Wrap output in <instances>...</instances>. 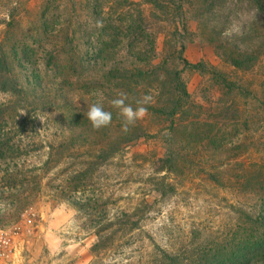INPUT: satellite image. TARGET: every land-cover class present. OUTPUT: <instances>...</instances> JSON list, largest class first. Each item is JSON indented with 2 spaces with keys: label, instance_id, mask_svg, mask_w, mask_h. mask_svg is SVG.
I'll list each match as a JSON object with an SVG mask.
<instances>
[{
  "label": "rangeland",
  "instance_id": "rangeland-1",
  "mask_svg": "<svg viewBox=\"0 0 264 264\" xmlns=\"http://www.w3.org/2000/svg\"><path fill=\"white\" fill-rule=\"evenodd\" d=\"M183 3L187 33L176 11ZM100 17L103 28L95 26ZM230 27L239 33L223 35ZM2 39L27 48L33 61L43 57L48 84L62 74L68 83L58 86L73 89L65 100L40 105L0 89V103L10 105L18 121L29 119L26 130L13 120L3 126L22 144L15 154H0V171L29 170L45 180L20 208L14 200L21 193L0 194V224L16 221L28 207L40 215L20 264H157L169 245L202 248L234 236L229 231L237 217L264 184V12L254 0H0ZM63 43L65 57L74 58L72 71L63 63L54 68ZM182 55L194 66H185ZM178 70L191 99L171 116L162 106L178 100L171 74ZM17 73L36 80L33 64H18ZM121 92L130 93L132 106L153 96L135 124L147 132L103 152L106 127L94 129L85 114ZM75 115L79 126L71 127ZM63 135L74 136L67 152L55 142ZM74 171L88 176L74 180L73 198L48 186V177L58 183ZM165 180L179 192L162 197L158 187ZM163 221L169 223L164 230ZM109 223L110 246L97 258L96 233Z\"/></svg>",
  "mask_w": 264,
  "mask_h": 264
},
{
  "label": "trees",
  "instance_id": "trees-1",
  "mask_svg": "<svg viewBox=\"0 0 264 264\" xmlns=\"http://www.w3.org/2000/svg\"><path fill=\"white\" fill-rule=\"evenodd\" d=\"M182 1L187 2V0ZM254 1L258 8L264 12V0ZM176 11L180 12L179 20L182 21L185 33H187L189 31L187 30V23L185 21L187 18V9L185 8L184 3L180 6V9H177ZM142 29L143 26L140 25L139 30ZM177 34L178 33L176 31V38H178ZM6 42L7 41L3 39L0 41L1 91L6 94H11L16 98L25 99L32 105L49 104L50 102L69 98V94L73 91V89L68 87L67 90H63V86H58L59 83L62 82L68 83L67 81H63L65 78L62 77V74L56 78L57 81L55 83L48 84L47 81H45L49 79V76L44 71L47 69V65L42 61L43 57L33 61L31 56H29L27 48H23L22 51H19V48L22 47H18V42H16L15 46L6 44ZM181 44V51H183L186 46L183 38ZM61 48L62 49L54 55L56 57L54 68L57 67V64L60 66L63 63L70 71H72L74 58L65 57L67 52L65 51L64 43L61 45ZM182 58L185 61V66H194V64H192L188 59H185L184 56ZM25 63H28V65L33 64L36 67V75L34 76L36 79L35 81H31L30 78L22 79L18 75V64L23 66ZM171 74L174 75V95L178 96V100L172 108L167 105L162 106V113L175 116L177 112L183 108L184 103L191 99V92L189 90L188 83L183 76V70H178L174 73L172 72ZM124 93L127 95L130 94L127 92ZM113 98L114 96H106L104 98V109H108L110 112H113L118 117L117 121H120L122 118L118 115L119 110L114 108L111 103ZM139 99L140 98H136L133 100L134 108L137 106L136 101ZM52 105L53 104H50L49 106ZM9 108L10 105L7 104V106H5V104L0 103V154L2 155L11 149L14 150V154L17 153L21 150L20 145L22 144V140L18 141L19 139H16L17 136H12L10 134L5 135L2 131L3 126H5V128L11 127L13 120L14 124L18 122L23 123V129L26 130L24 125L29 123V119L25 116L18 121V117L13 116ZM76 116L77 115L71 118V127L79 126V119H76ZM106 130L107 133L105 137L109 140V142H104V145L101 148V151L103 152L107 151V149L110 150L113 148V146L118 143V140L130 141L134 139V137L140 136L141 133L147 132V128L145 129L135 125L129 132L124 133L119 130L118 125H115L114 118H112V122L106 127ZM73 138L74 136L71 135H63L61 139H55V142L58 143L61 148L65 149V152H67L74 144ZM111 138H115L116 141H110ZM107 143L108 147L106 148ZM50 146L55 147V143L52 142ZM74 149H76V147ZM171 163L173 165L176 164L174 159L171 160ZM85 168L86 167L84 166L82 171H84ZM28 171L24 172L23 170L18 171L14 169L10 171V168L6 169V171H0V194L15 191L21 193L20 199H18V201L16 199L14 200L18 208L32 202L40 192L42 186L45 184L44 179L39 178L36 175L29 174ZM224 174L225 172L223 175ZM210 175L213 181H217V179L219 180L220 178L218 173H210ZM50 176L54 180L58 181V179L53 175ZM78 176H80V181H84L88 176V172L82 174L80 171H74L72 172L71 177L58 181V183H51L48 177L47 183L51 189L59 192L61 195L73 198L74 193L78 191V186L74 185L73 182L78 178ZM52 178H50V180ZM261 181L264 182L263 177L261 178ZM158 188L160 195L164 198L169 196L171 193L174 194L179 192L176 183H166V180L160 183ZM83 204H85V201ZM242 208L244 209V207ZM245 208L247 209H245L244 212L237 217V220L234 223L235 226L229 231V234L234 235L233 237L226 235L222 240L218 242L215 241V243L211 245L208 243L206 245H202V248H187V242L186 245L180 247L177 246L176 248L174 247L175 245H169V248L165 247L160 250L161 254L157 256V264H264V184L260 186L255 199L251 197V200H249V206H245ZM110 224L111 223L104 225L96 233L98 240L94 243V252L96 253L97 258H99L102 252H105L110 246L111 241L107 232ZM133 224L137 225L138 222L135 221ZM161 225L162 228L160 229L162 230L169 227L167 226L169 223L164 221L161 222ZM188 235L189 233H187V235L185 234L186 240L192 241L194 238H192V235L191 237Z\"/></svg>",
  "mask_w": 264,
  "mask_h": 264
},
{
  "label": "clouds",
  "instance_id": "clouds-1",
  "mask_svg": "<svg viewBox=\"0 0 264 264\" xmlns=\"http://www.w3.org/2000/svg\"><path fill=\"white\" fill-rule=\"evenodd\" d=\"M95 26L97 28L104 27V20L102 17L96 19ZM234 31L238 34L239 27H230L225 30L223 35L230 36ZM160 78L163 79L162 76ZM127 99V94L121 92L118 94L117 98L111 101L112 106L119 110L118 115L122 118L121 131L124 133L129 132L137 121L142 120L148 114L147 106L153 102V96L151 94L143 95L136 101L137 106L135 108L131 104L126 103ZM85 115L91 126L97 130L109 126L113 118L112 113L106 111L100 103L91 104ZM41 122L43 121L41 120Z\"/></svg>",
  "mask_w": 264,
  "mask_h": 264
},
{
  "label": "built area",
  "instance_id": "built-area-1",
  "mask_svg": "<svg viewBox=\"0 0 264 264\" xmlns=\"http://www.w3.org/2000/svg\"><path fill=\"white\" fill-rule=\"evenodd\" d=\"M40 215L33 207L26 208L20 218L0 224V262L20 264L31 250Z\"/></svg>",
  "mask_w": 264,
  "mask_h": 264
}]
</instances>
